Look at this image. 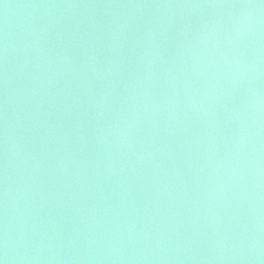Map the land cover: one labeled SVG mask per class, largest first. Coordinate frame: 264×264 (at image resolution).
Segmentation results:
<instances>
[{
	"label": "water",
	"instance_id": "water-1",
	"mask_svg": "<svg viewBox=\"0 0 264 264\" xmlns=\"http://www.w3.org/2000/svg\"><path fill=\"white\" fill-rule=\"evenodd\" d=\"M4 264H264L262 0H0Z\"/></svg>",
	"mask_w": 264,
	"mask_h": 264
},
{
	"label": "clouds",
	"instance_id": "clouds-1",
	"mask_svg": "<svg viewBox=\"0 0 264 264\" xmlns=\"http://www.w3.org/2000/svg\"><path fill=\"white\" fill-rule=\"evenodd\" d=\"M0 264H4V261L3 260H0Z\"/></svg>",
	"mask_w": 264,
	"mask_h": 264
},
{
	"label": "snow or ice",
	"instance_id": "snow-or-ice-1",
	"mask_svg": "<svg viewBox=\"0 0 264 264\" xmlns=\"http://www.w3.org/2000/svg\"><path fill=\"white\" fill-rule=\"evenodd\" d=\"M262 2H264V0H262Z\"/></svg>",
	"mask_w": 264,
	"mask_h": 264
}]
</instances>
